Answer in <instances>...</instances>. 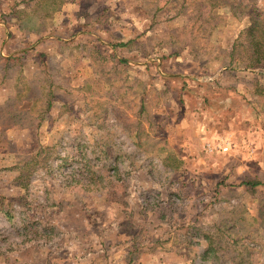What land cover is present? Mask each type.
I'll return each mask as SVG.
<instances>
[{
  "label": "rangeland",
  "instance_id": "rangeland-1",
  "mask_svg": "<svg viewBox=\"0 0 264 264\" xmlns=\"http://www.w3.org/2000/svg\"><path fill=\"white\" fill-rule=\"evenodd\" d=\"M233 4L190 0L183 25L149 14L148 39L98 54L94 78L37 75L34 109L10 112L23 128L0 134V264H110L88 253L122 245L137 264L158 220V246L213 250L195 264H264V83L240 69L250 17Z\"/></svg>",
  "mask_w": 264,
  "mask_h": 264
},
{
  "label": "crops",
  "instance_id": "crops-1",
  "mask_svg": "<svg viewBox=\"0 0 264 264\" xmlns=\"http://www.w3.org/2000/svg\"><path fill=\"white\" fill-rule=\"evenodd\" d=\"M189 4L190 0H170L166 3L164 0H156L155 3L151 0H0V134L6 127L12 128L8 131L23 128L19 122H9L10 112L17 108L34 109L35 101L28 97L43 93L42 88H37L34 83L38 74L57 73L59 78L65 79L64 76L68 77L71 73V78L78 80L94 78L98 75L94 65L98 54L110 55L116 53L114 48L120 43H131L140 37L148 39L146 25L150 20L149 14H152L151 20L158 22L159 15L169 13L177 16L176 23L183 25L190 19L180 14L188 9ZM202 11L204 15L207 12V16H211L209 5L203 4ZM117 60L126 63L121 58ZM187 62L193 65L194 60L187 59ZM186 71V67L183 68V72ZM48 93L54 92L48 90ZM19 98L22 103L15 104ZM49 105L48 115L53 110L62 112L67 108L63 102ZM63 118L61 115L54 120L44 115L41 117L51 123ZM7 139L11 141V138ZM157 222V227L153 228L154 240L149 242L151 247L139 249L141 259L137 264H195L197 258L205 260V257H210L212 249L204 244L192 247L197 258L187 257L184 250L176 248L174 237L168 242L169 238H165L160 243L162 246H158L155 240L159 234L156 231L167 225L160 220ZM119 248L112 249L111 253L106 248L103 251L96 248L94 254L88 255L94 263L106 259L105 255L108 258L112 256L110 264L131 263L134 254L123 245ZM147 258L151 261L146 262Z\"/></svg>",
  "mask_w": 264,
  "mask_h": 264
},
{
  "label": "trees",
  "instance_id": "trees-1",
  "mask_svg": "<svg viewBox=\"0 0 264 264\" xmlns=\"http://www.w3.org/2000/svg\"><path fill=\"white\" fill-rule=\"evenodd\" d=\"M211 6L217 7L219 5H223L228 7L233 13H235L233 6H235L236 0H208ZM240 5L245 8L249 12L250 17V26L246 28L244 32L240 35L239 40L247 41V50L246 53L250 54L248 60H243L244 67L240 68L245 72H254L259 71L260 73L256 74L258 81L264 83V19H262V15L258 13L256 0H239ZM251 3V4H250ZM225 4V5H224ZM233 4V6H232ZM242 47L244 52V44H239ZM244 46V47H243ZM238 49V44L235 46L234 51L231 52V55H235ZM235 57V56H234ZM230 68L233 70L235 65H233V60L230 62ZM228 67V70L230 71ZM183 89H187L185 86ZM257 92L259 95L264 94V85H257ZM245 186L250 189H255L260 185V182L257 181H247L244 182ZM213 251V250H211Z\"/></svg>",
  "mask_w": 264,
  "mask_h": 264
},
{
  "label": "built area",
  "instance_id": "built-area-1",
  "mask_svg": "<svg viewBox=\"0 0 264 264\" xmlns=\"http://www.w3.org/2000/svg\"><path fill=\"white\" fill-rule=\"evenodd\" d=\"M223 152H227L229 150L228 144H223L219 147ZM212 149V148H211Z\"/></svg>",
  "mask_w": 264,
  "mask_h": 264
}]
</instances>
